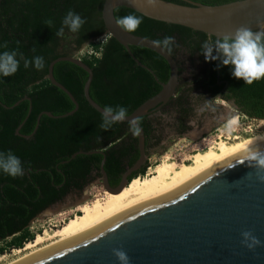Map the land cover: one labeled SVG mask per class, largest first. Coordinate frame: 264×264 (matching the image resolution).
<instances>
[{
	"label": "trees",
	"instance_id": "16d2710c",
	"mask_svg": "<svg viewBox=\"0 0 264 264\" xmlns=\"http://www.w3.org/2000/svg\"><path fill=\"white\" fill-rule=\"evenodd\" d=\"M102 1L0 0V53L17 51L27 59L42 56L45 61L42 71L31 66L26 69L18 55L20 66L17 73L10 77L0 76V152L10 150L19 157L24 168V175L16 178L0 171V241L19 234L7 243L8 247L21 249L30 242L31 235L25 231L29 222L68 192L81 190L89 181L90 172L98 171L101 159L103 171L115 175L116 179L137 159V138L129 131V124L116 123L107 131L99 127L102 116L87 104L82 95L86 73L68 61L55 62L51 73L73 96L77 108L64 117L41 113L36 125V116L40 112L58 116L73 108L69 98L46 79V67L52 59L70 55L83 43L105 32L100 19ZM168 1L184 3L182 0ZM191 1L214 5L232 0ZM69 10L80 14L86 23L77 33L65 28L64 35L58 37L56 32ZM128 14L142 16L122 6L113 9L114 18ZM142 17V24L132 34L152 40L174 37L175 43L169 54L176 62L178 76L174 94L161 107V114L136 118L142 129L145 160L127 176L130 182L145 176L146 159L158 148L166 125L171 129L180 127L178 136L189 130L185 123L192 117V104L204 93H219L222 99L249 118L261 119L264 113V79L245 85L243 80L233 78L231 67L223 66L220 60H216V77L215 60L206 61L201 54L202 43L209 38L213 40L211 36ZM47 20H52L53 24L47 25ZM65 40L71 46L63 50ZM5 43L7 48L2 47ZM93 48L92 53L80 60L91 70L88 96L103 109L123 106L129 114L155 94L160 88L159 83L167 78V63L147 48L129 46L132 55L152 72L155 79L147 69L136 65L112 37L108 36ZM178 52H184L188 59H195L198 63V72L192 76V82L179 77ZM194 91L197 96L192 100ZM165 116L168 120H164ZM93 150L101 153H84ZM73 153L74 156L69 158ZM2 251L0 247V253Z\"/></svg>",
	"mask_w": 264,
	"mask_h": 264
},
{
	"label": "water",
	"instance_id": "95a60500",
	"mask_svg": "<svg viewBox=\"0 0 264 264\" xmlns=\"http://www.w3.org/2000/svg\"><path fill=\"white\" fill-rule=\"evenodd\" d=\"M182 1L184 3L160 0L156 7L147 6L144 0H103L101 3L100 19L105 32L110 33L108 36L125 49L136 65L145 68L132 55L129 46L147 48L168 65L167 78L159 83V90L136 106L123 122L128 123L166 103L174 94L178 72L174 58L166 50L154 47L152 39L126 33L116 25L115 7L122 6L146 18L202 32L213 41L231 35L241 25L251 27L253 31L264 29V0H232L214 5ZM57 61H68L86 73L83 98L102 116L103 108L88 96L90 68L80 59L66 55L47 64L45 77L69 98L73 108L58 116L40 112L36 116V125L41 113L64 117L77 108L73 96L52 76V65ZM214 68L217 77L216 60ZM19 126L15 129L16 134ZM203 130L196 132L201 134ZM136 138L137 159L125 168L115 187L108 186L101 159L102 190L118 191L129 181L127 176L145 160L142 130ZM257 146L264 150V141L248 148ZM245 149L215 161L173 189L125 208L15 264H119L113 249L124 250L130 258L129 264H264V246L251 252L241 244V233L248 230L264 245V183L258 178L264 176V170L252 169L247 162L238 163ZM73 156L74 153L69 158Z\"/></svg>",
	"mask_w": 264,
	"mask_h": 264
},
{
	"label": "rangeland",
	"instance_id": "374dc122",
	"mask_svg": "<svg viewBox=\"0 0 264 264\" xmlns=\"http://www.w3.org/2000/svg\"><path fill=\"white\" fill-rule=\"evenodd\" d=\"M105 36L89 40L83 43L77 50L70 52V55L81 59L93 52L94 45L99 46ZM87 44V45H86ZM63 50L69 49L71 43L67 40L62 42ZM176 60L180 67L179 77L183 81L192 82V76L198 72V63L195 59H188L184 52L176 54ZM197 96L196 91L192 93V100ZM212 107L203 109L202 97L195 99V116L189 118L192 125L186 133L181 136L172 135L171 128L162 129L164 139L158 148L146 159L147 167L145 176L134 180H143L151 177L155 168L168 156L177 163H180L186 155L196 150H203L208 146L210 140L216 136L228 138L248 137L256 131H264V113L261 119H254L245 116L235 110L229 103L216 99ZM234 119L235 124L228 121ZM164 120H168L165 116ZM197 127V128H196ZM204 129L201 134L197 130ZM132 180L129 185L134 181ZM128 185V186H129ZM106 193L102 190L100 180H93L79 194H71L64 197L60 202L52 204L44 211L38 213L27 225L25 231L31 235L30 242H23L21 249L11 248L7 243L19 234L7 237L0 241L3 251L0 253V264H6L19 256L30 252L33 249L43 247L58 238L64 236L78 226H82L79 207L92 202L95 195L103 196ZM29 241V240H28ZM22 244V245H23Z\"/></svg>",
	"mask_w": 264,
	"mask_h": 264
},
{
	"label": "clouds",
	"instance_id": "9594fccd",
	"mask_svg": "<svg viewBox=\"0 0 264 264\" xmlns=\"http://www.w3.org/2000/svg\"><path fill=\"white\" fill-rule=\"evenodd\" d=\"M159 2L160 0H144V3L149 7H156ZM142 22L143 17L134 14L115 17L116 25L126 33L136 32ZM45 23L51 26L53 21L47 20ZM85 23L86 20L80 14L69 10L62 20V25L56 32V36L62 37L65 28L72 33H77ZM151 43L154 47L171 53L175 39L166 36L162 40H152ZM2 47L7 48V44H3ZM201 49V54H203L206 61L220 60L223 66H230L232 77L243 80L245 85H251L264 79V29L253 31L251 27L241 25L235 28L231 35H223L214 41L209 38L202 43ZM214 52L216 55H213ZM18 55L24 61L26 69L31 66L38 71H42L45 68V61L42 56L27 59L17 51H4L0 53V76L10 77L17 73L20 66V61L17 59ZM127 118V108L123 106L115 108L106 106L103 109L102 123L99 127L107 131L112 125L123 122ZM228 123L235 124L236 121L231 119ZM128 124L131 134L134 137L139 136L142 130L139 126L140 120H129ZM245 162L252 169L264 170V150H261L258 146L245 149L244 155L238 163L244 164ZM0 171L12 178L24 175L21 160L10 150L6 153L0 152ZM258 178L264 183V176ZM241 237L242 246L251 252H255L258 247L264 246L252 231H243ZM113 255L119 261V264H129L130 258L124 250L113 249Z\"/></svg>",
	"mask_w": 264,
	"mask_h": 264
},
{
	"label": "bare ground",
	"instance_id": "6f19581e",
	"mask_svg": "<svg viewBox=\"0 0 264 264\" xmlns=\"http://www.w3.org/2000/svg\"><path fill=\"white\" fill-rule=\"evenodd\" d=\"M263 141L264 131L253 132L248 137L235 136L231 141L228 138L216 136L209 141L205 149L196 150L186 155L180 163L167 156L155 168L151 177L134 180L130 185V181H128L118 191H105L103 196L95 195L91 203L79 207L82 226H78L57 240L33 249L6 264H15L37 252L59 244L125 208L173 189L215 161Z\"/></svg>",
	"mask_w": 264,
	"mask_h": 264
},
{
	"label": "flooded vegetation",
	"instance_id": "af4514ba",
	"mask_svg": "<svg viewBox=\"0 0 264 264\" xmlns=\"http://www.w3.org/2000/svg\"><path fill=\"white\" fill-rule=\"evenodd\" d=\"M102 36H105L104 38H103V41H102V43L106 40V38L108 37V34L106 33V32H104V33H102L101 35H97L96 37H93V39H97V38H99V37H102ZM92 40V39H91ZM101 43V44H102ZM77 50V49H76ZM222 90L223 89H221L220 90V92H222ZM216 99H220V100H223V101H225L224 99H222L221 97H220V95H219V93H216L215 95H210L208 92H206V93H204L203 94V96H202V104H203V109H207V108H209V107H212L214 104V101L216 100ZM225 102H227V103H229L228 101H225ZM230 104V103H229ZM164 105V104H163ZM163 105H161L159 108H157V109H154V110H152V111H150L149 113H148V116H152V115H159V114H161V110H162V106ZM194 104H192V117L193 116H195V108H194ZM236 110V109H235ZM238 111V110H237ZM189 121L190 120H188L185 124L187 125V126H189V129H191L190 127H192V125L191 124H189ZM180 127H178V126H176V127H173L172 129H171V133H172V135H177L178 134V132L181 130V129H179ZM197 128V127H196ZM187 132V131H186ZM185 132V133H186ZM184 134V133H183ZM164 139V137L162 136V138H161V140H160V142H159V144L161 143V141ZM125 170V169H124ZM123 170V171H124ZM122 171V172H123ZM98 172V173H97ZM95 171V170H92L91 172H90V176H89V181L86 183V185H88V183H90L91 181H93V180H100V177H101V174H100V171H99V167H98V171ZM122 172H120L119 174H118V178L116 179V177H115V175H107L106 173H105V175H106V181H107V184H108V186H110V187H115L117 184H118V182H119V180H120V176H121V174H122ZM86 185H84V187L86 186ZM84 187L81 189V190H79V191H70V192H68L64 197H66L67 195H71V194H79L83 189H84ZM63 197V198H64ZM62 198V199H63ZM62 199H60L59 201H56L55 203H53V204H56L57 202H60Z\"/></svg>",
	"mask_w": 264,
	"mask_h": 264
}]
</instances>
